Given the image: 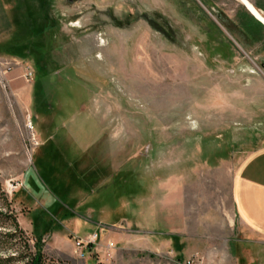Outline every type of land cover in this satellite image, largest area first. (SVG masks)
I'll return each instance as SVG.
<instances>
[{
    "label": "rangeland",
    "instance_id": "1",
    "mask_svg": "<svg viewBox=\"0 0 264 264\" xmlns=\"http://www.w3.org/2000/svg\"><path fill=\"white\" fill-rule=\"evenodd\" d=\"M263 144L264 26L241 1L0 0V264L26 263L18 231L55 263L234 264L208 210ZM175 194L203 238L181 240Z\"/></svg>",
    "mask_w": 264,
    "mask_h": 264
},
{
    "label": "crops",
    "instance_id": "2",
    "mask_svg": "<svg viewBox=\"0 0 264 264\" xmlns=\"http://www.w3.org/2000/svg\"><path fill=\"white\" fill-rule=\"evenodd\" d=\"M50 109L48 100L45 99L43 107L36 108V112L46 113ZM54 143L53 138L49 139ZM231 189L229 191L230 207L224 214L211 215L222 210H208V218H214V239L220 247H211L210 251L216 254L225 253L234 264H264V144L251 152L242 160L235 169L231 178ZM178 197L176 203L177 214L181 225L178 232L182 241L195 240L202 237V231L193 228L192 234H186L185 224L190 218L185 219L183 194H175ZM133 198V197H132ZM219 207H217L218 209ZM193 211V208L191 210ZM193 224L200 223V218H191ZM186 221V222H185ZM210 243L214 242L210 235ZM193 253H202L194 249Z\"/></svg>",
    "mask_w": 264,
    "mask_h": 264
},
{
    "label": "trees",
    "instance_id": "3",
    "mask_svg": "<svg viewBox=\"0 0 264 264\" xmlns=\"http://www.w3.org/2000/svg\"><path fill=\"white\" fill-rule=\"evenodd\" d=\"M38 101V98L36 99ZM38 105V102H37ZM16 230H18L17 227H15ZM20 232V236H22V240H23V247H25L26 249V253L24 256L20 257L21 261H26L25 264H62V263H55L51 260H48L42 250V246L40 245L39 241H35L33 243L32 246H29L28 241L26 239H23V233L21 231ZM10 238V240H13V238H15V233H13L12 235L8 236ZM14 260H16L14 257L13 258H7L5 261L6 262H13Z\"/></svg>",
    "mask_w": 264,
    "mask_h": 264
},
{
    "label": "bare ground",
    "instance_id": "4",
    "mask_svg": "<svg viewBox=\"0 0 264 264\" xmlns=\"http://www.w3.org/2000/svg\"><path fill=\"white\" fill-rule=\"evenodd\" d=\"M239 1H241V3L245 5L247 11L249 13H251V15L255 16L256 19H258V21L260 20V21H262L264 23V20L259 15H257L255 13L254 9L246 1H244V0H239Z\"/></svg>",
    "mask_w": 264,
    "mask_h": 264
},
{
    "label": "built area",
    "instance_id": "5",
    "mask_svg": "<svg viewBox=\"0 0 264 264\" xmlns=\"http://www.w3.org/2000/svg\"><path fill=\"white\" fill-rule=\"evenodd\" d=\"M31 76H32V72L31 71H28L26 73V77H29L30 78ZM96 238H97V235L96 234H93V235L89 236V238L87 240V243H93L96 240Z\"/></svg>",
    "mask_w": 264,
    "mask_h": 264
},
{
    "label": "water",
    "instance_id": "6",
    "mask_svg": "<svg viewBox=\"0 0 264 264\" xmlns=\"http://www.w3.org/2000/svg\"><path fill=\"white\" fill-rule=\"evenodd\" d=\"M247 10V9H246ZM250 15H251V13H249ZM258 23H260L261 25H263L264 26V23L262 22V21H258V19H256V17L255 16H253V15H251Z\"/></svg>",
    "mask_w": 264,
    "mask_h": 264
}]
</instances>
